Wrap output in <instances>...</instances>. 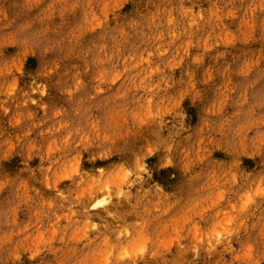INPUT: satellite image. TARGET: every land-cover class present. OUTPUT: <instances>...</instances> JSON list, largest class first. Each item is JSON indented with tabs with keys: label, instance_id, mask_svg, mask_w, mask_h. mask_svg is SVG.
Instances as JSON below:
<instances>
[{
	"label": "rangeland",
	"instance_id": "obj_1",
	"mask_svg": "<svg viewBox=\"0 0 264 264\" xmlns=\"http://www.w3.org/2000/svg\"><path fill=\"white\" fill-rule=\"evenodd\" d=\"M0 264H264V0H0Z\"/></svg>",
	"mask_w": 264,
	"mask_h": 264
}]
</instances>
